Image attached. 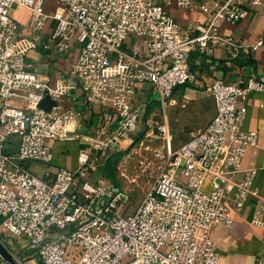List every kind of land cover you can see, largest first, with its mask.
Here are the masks:
<instances>
[{
    "label": "built area",
    "instance_id": "obj_1",
    "mask_svg": "<svg viewBox=\"0 0 264 264\" xmlns=\"http://www.w3.org/2000/svg\"><path fill=\"white\" fill-rule=\"evenodd\" d=\"M55 1L48 13L45 0H0V225L23 238L26 252L41 264H221L211 229L217 222L230 228L232 209L240 210L254 194L252 221L264 240V199L253 171L239 173L247 148L258 141L256 129L242 126L244 95L264 89L255 74L212 80V117L174 149L167 122L154 123L167 167L155 174L133 212H119L113 185L91 176L99 158L129 142L142 120L133 101L135 83L149 82L161 103L169 102L176 86L196 79L190 52L220 47L236 57L248 49L242 39L220 32V22H235L248 11L264 13V0ZM170 4L197 8L204 20L182 26L168 12ZM19 5L28 9L25 24L12 15ZM49 18L55 21L50 43L57 51L70 57L74 44L79 47L70 83L57 79L49 85V75L26 59L19 44L34 41ZM128 35L136 39L126 48ZM71 87L89 106L111 105L118 119L110 132L99 125L92 135L77 134L88 146L75 169L51 165L48 144L71 137L77 111L58 103ZM45 95L57 101L49 110L38 106ZM31 161L49 167L38 175L28 168ZM0 264H9L1 254ZM252 264H264V251Z\"/></svg>",
    "mask_w": 264,
    "mask_h": 264
},
{
    "label": "crops",
    "instance_id": "obj_2",
    "mask_svg": "<svg viewBox=\"0 0 264 264\" xmlns=\"http://www.w3.org/2000/svg\"><path fill=\"white\" fill-rule=\"evenodd\" d=\"M166 8L182 26H186L190 21L201 22L204 20V14L197 8L180 7L175 4L167 5ZM46 12L50 13L51 10L47 9ZM13 14L21 23H27L28 9L26 7L16 6L13 9ZM54 24V19L49 18L46 20L40 35L35 37L34 41L27 38L19 41L20 45L26 47V59L37 69L49 75V85L51 86L57 79L66 83L71 82L69 78L70 64L79 49L75 43L69 53L70 57L57 51L50 43V31ZM219 30L222 33L242 39L244 43L249 45L248 49L236 57L229 56L220 47H214L211 51L206 52H190L188 64L195 73L196 79L176 86L169 102L161 103L159 93L149 82L139 81L135 83L133 101L141 114L140 123L149 124L150 122H157L158 119L159 121L164 119L168 124L172 138L174 141H178V146L192 132L204 127L212 117L215 111L214 100L209 90V84L212 80L220 78L224 82H234L248 74H255L264 80V42L255 47L251 46L257 43L259 39L264 41V13L255 14L248 11L244 17L235 22L222 20ZM135 39V36L128 35L123 43L124 47H130ZM139 43L142 45L141 41ZM242 101L246 109L242 126L245 129H256L258 141L256 145L247 148L240 163L239 173L253 171V181L258 187V194L264 199V89L246 93ZM58 103L63 107L75 109L77 114L71 123L72 131L69 139H51L48 141L53 152L51 165L75 169L78 165L80 151L88 146V142L77 134L92 135L99 125H105L107 132H110L117 124V115L109 104L87 105L77 87H71L62 94ZM10 147L13 149L14 145L11 144ZM27 166L38 175H43L49 167L48 163L41 161L28 162ZM106 173L105 159L99 158L96 169L92 171L91 176L94 180L104 181L111 186V181ZM256 200V195L251 194L240 210L232 209L234 221L230 228L220 222L213 225L211 237L219 251L221 264H252L256 256L264 251L262 229L252 221ZM262 217L264 218V210ZM9 250L13 254L15 253L14 249ZM30 258H35L33 263L30 262ZM22 259L23 264L24 262L41 264L33 252H26Z\"/></svg>",
    "mask_w": 264,
    "mask_h": 264
},
{
    "label": "rangeland",
    "instance_id": "obj_3",
    "mask_svg": "<svg viewBox=\"0 0 264 264\" xmlns=\"http://www.w3.org/2000/svg\"><path fill=\"white\" fill-rule=\"evenodd\" d=\"M45 4L44 10L46 6V10L49 9L52 12L56 1L45 0ZM12 15L14 16L13 10ZM138 126L137 130L130 135L129 142H122L119 149H115L114 146L108 151L107 157L110 156V160L109 170H106V174L109 176L111 184L113 183L112 193L117 195L115 203L119 212L122 208L125 213L133 212L135 204L140 201L155 174L162 167H167L164 140L158 135L154 122L139 123ZM138 135L141 137L136 139L135 137ZM177 143L178 141H174L172 138V149L178 146ZM0 239L7 248L12 247L11 249L15 250L14 254L20 257L21 264H23L22 258L26 254L24 239L13 236L2 225H0ZM34 259L30 258L29 260L33 263Z\"/></svg>",
    "mask_w": 264,
    "mask_h": 264
},
{
    "label": "water",
    "instance_id": "obj_4",
    "mask_svg": "<svg viewBox=\"0 0 264 264\" xmlns=\"http://www.w3.org/2000/svg\"><path fill=\"white\" fill-rule=\"evenodd\" d=\"M55 104H57V101L51 99L49 95H45L38 102V106L45 109V110H49L51 105H55ZM0 254L9 262V264H21L15 259V257L11 253V251L1 241V239H0Z\"/></svg>",
    "mask_w": 264,
    "mask_h": 264
},
{
    "label": "trees",
    "instance_id": "obj_5",
    "mask_svg": "<svg viewBox=\"0 0 264 264\" xmlns=\"http://www.w3.org/2000/svg\"><path fill=\"white\" fill-rule=\"evenodd\" d=\"M141 137V135H138V136H136L135 138L136 139H139ZM110 157V156H109ZM109 157H107L106 158V160H105V169L106 170H109ZM12 248V247H11ZM10 247H9V249H11ZM12 250V249H11ZM24 260H26V259H24ZM24 264H27L26 262H24Z\"/></svg>",
    "mask_w": 264,
    "mask_h": 264
}]
</instances>
